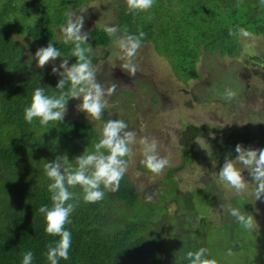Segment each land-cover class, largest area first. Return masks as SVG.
<instances>
[{"label":"trees","instance_id":"1","mask_svg":"<svg viewBox=\"0 0 264 264\" xmlns=\"http://www.w3.org/2000/svg\"><path fill=\"white\" fill-rule=\"evenodd\" d=\"M93 1L0 0V264H20L27 250L33 252V264H48L44 253L56 237L44 232V219L37 210L42 204H51L43 163L60 155L72 161L84 149L92 150L99 137L92 125L67 116L50 122L47 128L37 121L29 124L23 120V108L33 89L44 87L46 94H54L59 79L47 65L39 68L34 59L29 61L27 52L32 55L52 40L61 55L73 63L72 44L63 43V36L56 38V30L70 13ZM114 8L118 31L113 37L143 32L142 44L150 42L157 54L166 57L173 75L182 83L200 78L196 66L202 46L234 57L241 48L240 29L264 34L261 0H154L150 10L138 13L127 11L126 0H117ZM87 34L91 49L93 45L108 48L112 42L101 25ZM90 56L93 63L102 57L93 52ZM262 72L251 67L246 76ZM253 122L258 123L256 132ZM207 132L205 126L186 124L181 133L183 150L186 152L195 136L206 137ZM210 133L213 147L219 149L223 131L212 127ZM229 136L242 147L254 142L264 148V122L250 118L233 128ZM217 153L220 157L226 154ZM186 162L183 159L166 171L167 178L158 187L140 189L124 175L118 190L106 191L95 203L83 202L79 186L70 189L75 194V208L71 223L65 227L72 233V243L69 259H61L59 264H180L185 252L201 246L208 249L216 264H264L263 228L256 225V231L248 232L233 218L210 227L207 212L220 197L213 180L205 187L183 191L169 180L170 173L185 167ZM240 198L243 200L235 203L231 200V207L247 212L251 202ZM220 206L218 214L223 215ZM189 214L195 215L197 227L186 224ZM171 220H178L177 224ZM197 232L201 234L198 238L194 237Z\"/></svg>","mask_w":264,"mask_h":264},{"label":"rangeland","instance_id":"2","mask_svg":"<svg viewBox=\"0 0 264 264\" xmlns=\"http://www.w3.org/2000/svg\"><path fill=\"white\" fill-rule=\"evenodd\" d=\"M116 1L95 0L77 8L75 15L84 18L81 31L88 33L95 25H116ZM118 1L121 3L125 0ZM59 36H63L60 29L56 30V38ZM118 37L112 35L108 48L93 45L91 50L95 55L102 56L92 63L96 74L101 73L97 80L100 83L116 85L115 91L105 98L107 108L101 119L89 122L85 114L77 110L79 100L76 99H72L66 107L64 116L84 121L92 125L97 132H100L104 121L123 119L128 125V130L134 133L130 152L125 158L127 170L124 174L134 186L140 189L151 185L158 187L163 184L166 171L177 167L186 159V166L176 169L174 174L170 173L169 180L177 182L178 189L182 191L194 187L202 188L210 183V180L215 182L214 189L220 197L214 199V207L207 212L211 219L210 227L231 219L228 215L231 200L235 203L242 201L243 198L240 197H244L251 202L247 208L248 214L253 215L258 229H264V198L255 201L254 185L248 171H242L244 178L249 181L248 187L239 194L218 178L219 168L225 158L235 157V146L229 143V149L210 151V139L213 137L210 128H219L223 134L229 135L233 128L239 127L250 118L264 122V34H241V48L239 54L234 57L212 53L202 46L203 51L196 66L200 78L191 79L187 83L177 80L168 59L157 54L150 42L141 44L137 50L133 61L137 71L134 76H129L126 70L120 67L123 61L117 59L120 50L116 47L115 40ZM27 54L31 55L30 51ZM61 59L64 58L57 57L54 63L58 66ZM68 63L71 64L69 59ZM46 65L51 68V63ZM251 67L263 69V72L261 75L246 76V71ZM226 88L235 93L229 101L223 99ZM117 91L120 92L116 93ZM186 124L205 126L208 129L206 138L197 137L195 141L192 139L190 145L198 152L195 158H188L187 155L181 157L185 152L182 148L181 133ZM251 125L256 132L258 123L253 122ZM143 137L155 139L158 144L157 153L169 158L170 163L164 171L149 173L144 170L147 168L140 162L144 158L143 146L140 143ZM224 142L228 145L229 141L225 136ZM216 147H219L218 143ZM248 148L260 149L254 142ZM217 152L226 154L220 157ZM174 205L175 203H171V206ZM219 205L220 212L224 211L223 215L218 214ZM200 206L201 204H198V207ZM192 208L193 206L191 210ZM188 219L186 224L189 227H197L194 214H189ZM177 221L171 220L174 224H177ZM200 235V232H197L194 237L198 238Z\"/></svg>","mask_w":264,"mask_h":264},{"label":"clouds","instance_id":"3","mask_svg":"<svg viewBox=\"0 0 264 264\" xmlns=\"http://www.w3.org/2000/svg\"><path fill=\"white\" fill-rule=\"evenodd\" d=\"M261 2L264 3V0ZM153 4L154 0H126V9L130 13L146 12ZM83 23V16L70 13L60 28L63 43L72 44L70 54L75 57V61L70 65L66 56L61 55L52 40L47 46L37 48L34 54L30 55L29 61L34 59L39 68L51 63L50 71L59 76V79L55 85L57 92L54 94H46L44 87L33 89L30 101L23 108L25 122L31 124L37 121L47 128L50 122L62 121L69 99L79 100L76 108L85 114L89 122L101 119L107 108L105 98L115 91L116 85L105 87L97 80L96 69L90 56L92 49L87 43L88 34L81 31ZM101 27L109 36L118 31L116 25ZM239 31L244 36L248 35L244 29ZM143 36V32L126 33L115 40L116 47L120 50L117 59L123 61L120 67L126 70L129 76L136 74L137 66L133 61L141 47ZM57 57H65L60 60L58 66L54 63ZM234 95L231 89L226 88L223 99L229 101ZM223 135L227 137L231 146H235L236 155L234 158H225L218 171L219 180L239 194L248 187L249 181L242 175V171L246 169L254 185L255 201L264 198V148H244L227 134ZM133 140L134 133L128 130V125L123 119H108L104 121L92 150L84 149L72 161H69L66 155L44 161L43 173L49 181L47 191L51 204L50 206L42 204L37 210L44 219V232L56 237L49 243L44 253L48 264H59L61 259H69L72 233L65 225L71 223V214L75 208L73 202L75 194L70 189L79 186L81 198L85 203H95L103 199L106 191L118 190L120 180L127 170L125 158L130 152ZM140 143L144 156L140 162L147 168L144 170L149 173L164 171L170 160L157 153V141L143 137ZM228 215L244 230L248 232L257 230L253 215L240 207H230ZM33 259L31 250L24 251L20 264H33ZM179 261L180 264H216V261L209 257L208 249L203 246L188 250Z\"/></svg>","mask_w":264,"mask_h":264},{"label":"crops","instance_id":"4","mask_svg":"<svg viewBox=\"0 0 264 264\" xmlns=\"http://www.w3.org/2000/svg\"><path fill=\"white\" fill-rule=\"evenodd\" d=\"M197 137H201V138H206L205 136H195L194 138H193V140L195 141V139L197 138ZM229 142H228V145H226L225 144V142H223L222 143V146L218 149V148H215V147H213V145H212V142H211V139H210V151H217V150H222V149H229ZM234 147V146H233ZM205 150V149H204ZM183 155H187L188 156V158H190V157H192V158H195V156H197L198 155V152L195 150V147L194 146H192V145H189V147H188V149H186V152H183L182 154H181V157L183 156Z\"/></svg>","mask_w":264,"mask_h":264},{"label":"bare ground","instance_id":"5","mask_svg":"<svg viewBox=\"0 0 264 264\" xmlns=\"http://www.w3.org/2000/svg\"><path fill=\"white\" fill-rule=\"evenodd\" d=\"M229 136V135H228Z\"/></svg>","mask_w":264,"mask_h":264}]
</instances>
